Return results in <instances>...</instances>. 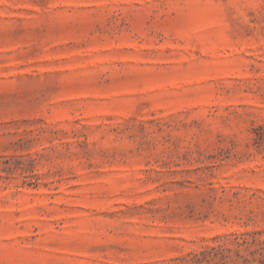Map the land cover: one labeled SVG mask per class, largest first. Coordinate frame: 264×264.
<instances>
[{
  "label": "rangeland",
  "instance_id": "1",
  "mask_svg": "<svg viewBox=\"0 0 264 264\" xmlns=\"http://www.w3.org/2000/svg\"><path fill=\"white\" fill-rule=\"evenodd\" d=\"M0 264H264V0H0Z\"/></svg>",
  "mask_w": 264,
  "mask_h": 264
}]
</instances>
